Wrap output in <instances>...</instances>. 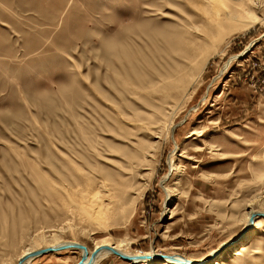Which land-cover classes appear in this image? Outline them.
Masks as SVG:
<instances>
[{
	"label": "rangeland",
	"instance_id": "obj_1",
	"mask_svg": "<svg viewBox=\"0 0 264 264\" xmlns=\"http://www.w3.org/2000/svg\"><path fill=\"white\" fill-rule=\"evenodd\" d=\"M257 1L212 37L203 22L224 16V4L220 12L193 0H0V216L9 231L0 234V264H16L39 229L47 235L37 245L52 240V227L41 225L57 217L44 214L50 196L42 183H77L78 169L127 186L112 226L91 235L65 230L64 239L92 246L128 237L135 252L153 248L190 264H264V215L244 218L253 198L264 209L255 197L264 188V0ZM182 53L192 54L184 60L194 74L165 99L163 76ZM158 101L161 123L150 116ZM258 231L261 242H248ZM62 248L29 264H78L79 249ZM98 261L133 264L115 254Z\"/></svg>",
	"mask_w": 264,
	"mask_h": 264
},
{
	"label": "bare ground",
	"instance_id": "obj_2",
	"mask_svg": "<svg viewBox=\"0 0 264 264\" xmlns=\"http://www.w3.org/2000/svg\"><path fill=\"white\" fill-rule=\"evenodd\" d=\"M193 2L196 4V6H200V7H209V6L215 7L218 5L220 6L219 7L220 12L223 11L222 9L220 10L223 4L224 6L226 5V7L228 8V9L226 8L227 11H225L226 13L224 16H219L221 14L219 15L214 14L211 17L209 16V18L207 19L205 18L203 22L204 24L203 31H205L208 35L212 37H214L217 34V31H219L222 28V26L228 27L230 24L233 25L235 22H237L240 19L241 16H244V15L247 16L251 14V12H253L255 8L257 7L256 5L259 4L257 0H193ZM259 5H262V4L260 3ZM191 26H195V25H193L192 23ZM193 29L197 31L198 28L195 27ZM182 42H186L185 38L184 40H182ZM182 47L186 49L184 45H182ZM191 55L192 54H189L188 56H191ZM182 56H183V53H182ZM188 56L184 55L182 58V61L179 60L177 63L173 65V67L171 66V68H168V70L165 71V76L163 77L164 78L167 77L168 81H166V84L163 86L162 89H160L163 92L161 93L164 98L167 96L168 97L174 96L175 90L179 89V86L185 85L186 81L189 78H191V76L194 74L191 68V64H189L187 60H184V57H188ZM163 106L165 105H161V103L154 105L153 112L150 113V116L153 115L152 118H154L155 116L156 123H161L162 119H164L166 116L165 111L162 109ZM172 125L173 124H171V126ZM73 168L74 170H76L75 168L77 167H73ZM76 177H77V180H76L77 183H74V184L72 183L70 184L68 181L66 182L67 179L65 177H62L65 179H62L61 177H60L61 179L60 178L53 179L52 177H50L51 178L50 180L49 179L44 180L42 178H39L42 181L44 180V182L42 183L43 185L40 183L43 186L42 191H44V193H46L47 196H50L49 197L50 204L47 206V208H45L46 212L48 213L44 212V214L45 215L48 214L51 216L55 214L54 217H57L55 220L51 221V222H54L55 224H51L50 222L43 223L41 225V228L43 229V227L50 225V227H52L53 230L50 229L49 231L50 234L49 233L48 234L52 236L53 238L47 244L37 245L38 240L40 238L46 237L47 235L45 230H40V229L37 230L33 238L31 237V241L29 240L31 243L27 247H24V248L22 247L23 249L17 256L18 262L21 258L20 264H29L32 258L37 255V254H29L28 252H31L39 247L50 246V245L54 246L55 247L54 249H59V248L63 249L62 247H58V246L60 244H65V243L66 244L68 243L67 245L63 246L66 249H69L72 247L75 249H79L80 259L82 255L85 254L84 255L85 261L81 262L79 260L80 263L78 262V264H96L99 262L98 260L100 258L109 256V255L112 256L114 254L115 256L120 255L119 253L113 251L112 248L118 249L119 251L127 253V254H131L130 257H124L122 255L120 256L126 258L128 262H132L133 264H153L155 260H157L158 258H161L160 256H163V258H161L162 260L160 259L158 264H190L191 263V261L188 260L187 257L184 256V258H181L179 257V254L164 253V254L159 255V253L153 248H151L149 251H146V252L145 251L135 252L131 250L129 247L131 240L128 237H116V238H113L111 236L100 237V239H96L93 241L94 243H92L93 244L92 246H88V244L85 241H78L76 239H72V240L64 239V237L62 236V233L65 230L74 232L75 234L77 232H84L87 235H91L97 232L99 229H103V228L108 229L110 227V224L116 222V220L119 218L118 212L121 210V206H123V203H121V199L124 197L123 194L125 193V189L127 186L125 185L126 184L124 181L125 179H123L122 177L115 176V175L105 176L104 174L101 177L100 175H98L97 179H95V177H92L90 175L88 176L86 175L85 172L78 169ZM262 186L263 185H261V187ZM261 187L259 188L257 187L258 189L256 192H258V194H255L256 198L257 197H261V199L264 198V188H261ZM166 190L167 192H169L168 189ZM39 192H41V190ZM41 200L40 202H42ZM43 200H45V198H43ZM46 201H47V198H46ZM253 202H254V198L247 202V205H250L249 209L244 213V218L247 219L246 221L247 224L250 222L251 217L255 219L258 214H261V211H264V209L262 210L258 206L256 207V205ZM51 211H54L55 213H52ZM2 214L4 215V213L1 212V215ZM20 214H17V215H20ZM28 214H30V212L29 213L27 212V215ZM20 216H23V215H20ZM16 217L18 218V216ZM22 218H24V216ZM25 219H22L24 221V224H25ZM13 220L14 219H12V221ZM2 221H3V217L0 216V234L9 235V231H7L6 229H3L4 225ZM20 221L21 220L19 219L18 222H14V226L16 227ZM57 221H59V224L56 223ZM19 225L20 226L23 225V222L22 224H19ZM25 225H27V223ZM27 228L28 227H26V229ZM23 229L24 227L22 228V233H26V229L24 230ZM250 240H252V243L253 242H255L256 244L260 243L261 242L260 231L256 232L251 237H249L247 241L249 242ZM76 242H81L82 244H84L87 250H85L83 246H80L78 244H71V243H76ZM246 243L247 242H243L241 244L242 245L241 247H244ZM105 244H107L108 246H103ZM25 254L26 256H24ZM138 254H142V256H138ZM22 256L24 257L22 258ZM207 264H222V262L219 260H213L211 263H207Z\"/></svg>",
	"mask_w": 264,
	"mask_h": 264
},
{
	"label": "water",
	"instance_id": "obj_3",
	"mask_svg": "<svg viewBox=\"0 0 264 264\" xmlns=\"http://www.w3.org/2000/svg\"><path fill=\"white\" fill-rule=\"evenodd\" d=\"M261 214H263L264 215V211H261ZM251 220H253V217H251ZM231 240H226V241H224L223 243H222V246L223 245H225V244H227L228 242H230ZM68 244V243H67ZM66 243L65 244H60L58 247H63V246H65V245H67ZM71 244H78V245H80V246H83L84 248H85V250H87V248H86V246L84 245V244H82L81 242H76V243H71ZM103 246H108L107 244H105V245H103ZM222 246H220L218 249H220ZM53 248H55L54 246H43V247H39V248H37V249H35V250H33V251H31V252H28L29 254H38V253H41V252H44V251H46V250H49V249H53ZM112 250L113 251H115V252H117V253H119L120 255H122V256H124V257H130L131 256V254H127V253H124V252H121V251H119L118 249H115V248H112ZM27 253V254H28ZM161 254H164V253H161V252H159V255H161ZM84 255L85 254H83L82 255V257H81V259H80V261L81 262H84L85 260H84ZM24 256H26V254L24 255ZM24 256H22V258L24 257ZM138 256H142V254H138ZM198 260L199 259H196V261L198 262ZM20 262H21V258H20V260H19V262L17 263V264H20Z\"/></svg>",
	"mask_w": 264,
	"mask_h": 264
}]
</instances>
